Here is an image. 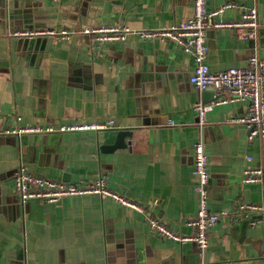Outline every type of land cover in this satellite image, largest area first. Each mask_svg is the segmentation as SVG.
I'll return each instance as SVG.
<instances>
[{
	"label": "crops",
	"instance_id": "0c3cea01",
	"mask_svg": "<svg viewBox=\"0 0 264 264\" xmlns=\"http://www.w3.org/2000/svg\"><path fill=\"white\" fill-rule=\"evenodd\" d=\"M7 9L27 14L39 29L78 31L93 25H127L134 32L168 28L191 14L193 0H7ZM227 1L258 11L254 45L232 28L209 29L211 71L246 65L254 52L264 58V0H206L208 9ZM1 10V8H0ZM229 9L217 20H239ZM30 22V21H29ZM0 24V39L8 33ZM22 29H16L21 31ZM25 30V29H23ZM98 43L74 34L51 39L34 55L23 49L0 52V264H264L263 221L221 218L208 231L202 253L151 232L145 217L98 194L62 197L22 206L12 177L22 164L36 175L88 185L99 175L106 187L135 202L179 234L195 216L196 178L192 146L202 139L210 174L211 212L240 204H262L264 184L242 182L247 166L264 171V139L249 141L231 117L247 110V99L215 105L202 130L193 110L216 97L213 88L189 82L193 57L169 40ZM36 39V38H35ZM39 54V55H36ZM114 121L113 128L16 136L19 125H59ZM118 130L131 132L126 148L111 152ZM247 156L251 160H247ZM68 174L69 180H63ZM259 217L250 212L249 220Z\"/></svg>",
	"mask_w": 264,
	"mask_h": 264
},
{
	"label": "built area",
	"instance_id": "2783aa9c",
	"mask_svg": "<svg viewBox=\"0 0 264 264\" xmlns=\"http://www.w3.org/2000/svg\"><path fill=\"white\" fill-rule=\"evenodd\" d=\"M229 9L239 12L240 18L235 21L217 20ZM258 11L255 6L243 7L234 2L227 1L221 5L208 9L206 0H193L191 14L182 18L178 24L168 28L143 29L134 32L127 25H93L82 29H39L21 30L12 35L16 38L49 37L54 40L68 39L74 34L89 36L98 43L123 42L131 33H135L141 40L159 39L169 40L193 57L194 66L189 76V82L198 90L209 87L216 92V97L209 103L196 102L193 110L197 114V126L202 130L206 123V114L218 104L231 101H249L247 110L240 116L230 118L233 123L242 124L247 131L249 141L256 137L264 139V58L255 52L248 57L246 65L229 67L223 70L211 71L207 65L208 46L206 33L209 29L232 28L236 38L242 41H256L258 37ZM114 121L107 119L97 123H63L59 125H19L7 129L6 133L16 136L24 134H55L82 130H96L113 128ZM192 174L196 178L194 190L197 195V211L195 216L187 219L185 224L191 229L190 234H179L143 206L120 196L109 190L105 179L98 176L88 185H77L60 180H52L30 173L20 164L12 177V188L20 204L23 206L30 201L55 202L62 197L98 194L102 198H111L145 217L148 229L162 238L172 239L180 243L191 242L202 253L208 246V231L221 218L228 220L247 219L253 226L263 221L264 207L262 204H236L232 210H222L219 213L211 212L208 207L207 186L210 178L208 171V156L204 150L202 139L197 140L192 146ZM250 161L251 157L247 156ZM242 182L264 184V171L259 167L247 166L242 172ZM250 212H256L259 217L249 220Z\"/></svg>",
	"mask_w": 264,
	"mask_h": 264
},
{
	"label": "water",
	"instance_id": "95a60500",
	"mask_svg": "<svg viewBox=\"0 0 264 264\" xmlns=\"http://www.w3.org/2000/svg\"><path fill=\"white\" fill-rule=\"evenodd\" d=\"M8 1L7 0H0V24L5 27V24H7L8 33L4 37V39H0V52L2 56H6V52L9 49H23L25 51L31 52L32 55L37 50L42 51V45L45 44V46L48 48L51 42V39H39V38H16L12 34L15 32L16 29H33V27H38L37 22H33L30 20L29 16L27 14H24L23 16H18L15 14L14 11L7 9L8 7ZM30 21V22H29ZM250 43L254 45V41L249 40ZM39 55V54H36ZM211 88V87H209ZM131 137V132L126 130H118L115 133L113 143L111 145H106L100 150L111 152L113 150H116L118 148H126L129 146L130 141H124L125 139H128ZM68 174L63 178V180H69ZM26 205V204H25ZM23 205V206H25ZM196 246V245H195Z\"/></svg>",
	"mask_w": 264,
	"mask_h": 264
}]
</instances>
